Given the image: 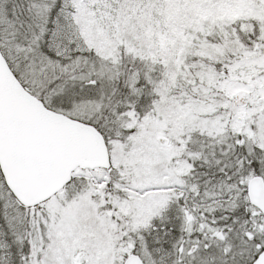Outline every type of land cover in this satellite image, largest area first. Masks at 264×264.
<instances>
[{
  "label": "snow or ice",
  "instance_id": "6c2138e0",
  "mask_svg": "<svg viewBox=\"0 0 264 264\" xmlns=\"http://www.w3.org/2000/svg\"><path fill=\"white\" fill-rule=\"evenodd\" d=\"M0 264H264V0H0Z\"/></svg>",
  "mask_w": 264,
  "mask_h": 264
}]
</instances>
